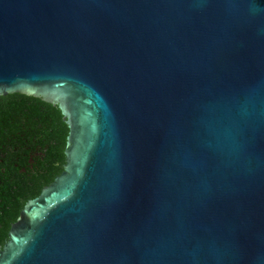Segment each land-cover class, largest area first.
Here are the masks:
<instances>
[{
  "label": "water",
  "instance_id": "water-1",
  "mask_svg": "<svg viewBox=\"0 0 264 264\" xmlns=\"http://www.w3.org/2000/svg\"><path fill=\"white\" fill-rule=\"evenodd\" d=\"M10 94L69 135L0 264H264V0H0Z\"/></svg>",
  "mask_w": 264,
  "mask_h": 264
},
{
  "label": "trees",
  "instance_id": "trees-1",
  "mask_svg": "<svg viewBox=\"0 0 264 264\" xmlns=\"http://www.w3.org/2000/svg\"><path fill=\"white\" fill-rule=\"evenodd\" d=\"M68 135L58 107L22 94L0 96V251L26 203L63 172Z\"/></svg>",
  "mask_w": 264,
  "mask_h": 264
}]
</instances>
